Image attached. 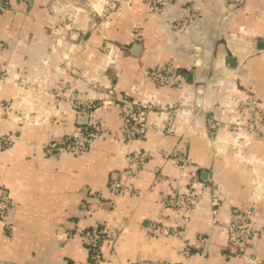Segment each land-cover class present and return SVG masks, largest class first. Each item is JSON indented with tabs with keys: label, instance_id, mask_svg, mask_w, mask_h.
Instances as JSON below:
<instances>
[{
	"label": "crops",
	"instance_id": "1",
	"mask_svg": "<svg viewBox=\"0 0 264 264\" xmlns=\"http://www.w3.org/2000/svg\"><path fill=\"white\" fill-rule=\"evenodd\" d=\"M192 2L195 19L185 32L177 22ZM166 65L185 77L180 86L156 87L146 78ZM234 84L264 107V0L233 10L224 0H168L158 15L145 0H12L8 7L0 1V135L17 136L12 147L0 148V190L16 204L11 231L0 220V264L84 261L88 252L74 231L93 226L112 237L101 264H249L212 223L209 191L188 223L164 208L165 195L199 187L191 189L163 151L188 156L201 183H216L221 223L250 211L246 254L264 261V137L251 134L244 146L229 147L216 125L227 120L225 95ZM135 90L140 98L201 109L177 116L176 133L151 125L127 143L119 100ZM91 99L104 135L81 154H47L43 144L87 124V114L73 106ZM132 149L153 154L134 181L138 195L125 191L114 208L96 206L92 193L108 195L111 180H125ZM87 201L90 214L81 211ZM156 222L162 231L153 230ZM174 228L193 244V257L181 255L185 243Z\"/></svg>",
	"mask_w": 264,
	"mask_h": 264
},
{
	"label": "built area",
	"instance_id": "2",
	"mask_svg": "<svg viewBox=\"0 0 264 264\" xmlns=\"http://www.w3.org/2000/svg\"><path fill=\"white\" fill-rule=\"evenodd\" d=\"M28 3L31 0H23ZM148 11L151 15H158L168 4V0H145ZM228 9L233 10L242 6L245 0H224ZM12 0H2L6 7L11 5ZM187 15L183 20L177 22V27L188 31L189 26L195 19V6L190 3L186 7ZM146 78L156 87H178L185 80L183 75H179L171 68L166 67L152 69L145 73ZM135 91L131 95H125L119 100V110L122 118V132L126 142H132L141 139L147 133L151 125L156 126L163 132L176 133L174 121L186 109L187 114L201 109V103H188L186 101L178 103H163L156 98H140L135 96ZM105 103H109L104 101ZM98 101L91 99L87 102L75 103L73 108L77 113L87 114L88 122L80 126L64 137L43 144L42 149L49 155H55L60 150H67L74 154H81L90 149L92 142L96 138L104 135V127L95 117L94 112ZM187 107V106H186ZM223 113L227 116L224 122H217L216 125L223 129H228L237 139L250 138L251 134H258L264 137V107L260 104L257 96L250 91L242 89L240 85L234 84L225 95ZM17 141L15 135H0V148L8 149ZM162 157L170 158L175 165L182 170V176L187 181L191 189L199 187L198 191H188L178 195H165L163 197L164 208L171 209L180 213L185 223L191 219V215L196 211L203 193H211L210 203L212 208V223L222 229L227 243L234 248L238 257L244 258L249 264H264V261L251 257L246 254V245L248 244L254 230L252 229V216L250 211L244 210L235 212L232 218L221 223L219 210L221 201L217 195V185L210 180L208 184L201 183L197 169L191 159L181 153L174 155L162 152ZM153 156L152 153L142 149H132L125 155L126 166L123 170V178L113 179L108 185V195L103 196L100 193H92V199L96 201V206H105L114 208L116 200L128 191L131 195H138L139 191L134 185L140 173L145 168L148 159ZM156 172V180L163 179L159 171ZM126 180L129 182L126 183ZM93 204L87 201L81 205V211L90 214L93 210ZM16 210V204L5 189L0 190V220L4 222L6 229L11 231L12 225L9 215ZM154 231H162L159 223H152ZM173 234L181 237L185 243L181 250V255L185 258L193 257L192 246L187 236L182 235L179 229H173ZM74 236L80 244L86 248L88 257L86 260L74 261L72 264H101L105 261L103 245L111 235L102 227L93 226L90 228H76Z\"/></svg>",
	"mask_w": 264,
	"mask_h": 264
},
{
	"label": "rangeland",
	"instance_id": "3",
	"mask_svg": "<svg viewBox=\"0 0 264 264\" xmlns=\"http://www.w3.org/2000/svg\"><path fill=\"white\" fill-rule=\"evenodd\" d=\"M219 128L223 131L225 130L224 132H220L221 136H224V138H223V142H224L223 144L224 145H228L229 147H232V146L237 145V144H239V145L241 144L242 146L247 144L245 139H236L237 138L236 135L229 133L230 131L228 129H223L221 127H219ZM221 140H222V138H221Z\"/></svg>",
	"mask_w": 264,
	"mask_h": 264
},
{
	"label": "water",
	"instance_id": "4",
	"mask_svg": "<svg viewBox=\"0 0 264 264\" xmlns=\"http://www.w3.org/2000/svg\"><path fill=\"white\" fill-rule=\"evenodd\" d=\"M1 1V3H2V0H0ZM140 47H139V45H135L134 47H133V51H136V50H138ZM233 60H231V65L233 66Z\"/></svg>",
	"mask_w": 264,
	"mask_h": 264
}]
</instances>
